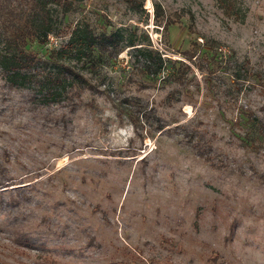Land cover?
Returning a JSON list of instances; mask_svg holds the SVG:
<instances>
[{
    "label": "rangeland",
    "instance_id": "374dc122",
    "mask_svg": "<svg viewBox=\"0 0 264 264\" xmlns=\"http://www.w3.org/2000/svg\"><path fill=\"white\" fill-rule=\"evenodd\" d=\"M230 1L48 3L59 48L84 25L134 46L61 54L92 89L60 103L0 71V264H264V0ZM32 4L0 0V35Z\"/></svg>",
    "mask_w": 264,
    "mask_h": 264
},
{
    "label": "trees",
    "instance_id": "16d2710c",
    "mask_svg": "<svg viewBox=\"0 0 264 264\" xmlns=\"http://www.w3.org/2000/svg\"><path fill=\"white\" fill-rule=\"evenodd\" d=\"M54 1L60 3V0H31L33 4L28 9L24 22L15 27V30L0 35V71L10 86L36 89L35 93L41 94L42 100L60 103L67 98L68 90L92 89V86L74 69L69 66H57L61 54L68 53L75 59L91 60L95 52L112 57L122 52L125 47H133L134 44L132 40H126L116 32L96 33L88 25H84L76 26L71 31L64 47L59 48L56 45L49 48V36L53 38L56 36L52 34L47 5ZM216 1L225 10H231L233 7L230 0ZM155 17H159L157 7ZM32 40L45 44L49 52L47 60L40 61L35 54L25 50L27 43ZM217 44L211 41V46ZM132 50L134 56L142 60L141 69L144 73L155 76L163 70L164 60L157 51L147 47H134ZM180 78L182 79L181 73L178 76V79Z\"/></svg>",
    "mask_w": 264,
    "mask_h": 264
},
{
    "label": "built area",
    "instance_id": "2783aa9c",
    "mask_svg": "<svg viewBox=\"0 0 264 264\" xmlns=\"http://www.w3.org/2000/svg\"><path fill=\"white\" fill-rule=\"evenodd\" d=\"M54 41H55L54 38L51 37V36H49V42H48V47L49 48H52V47H55L56 46V44H55Z\"/></svg>",
    "mask_w": 264,
    "mask_h": 264
}]
</instances>
